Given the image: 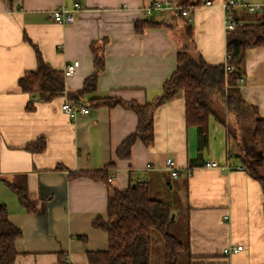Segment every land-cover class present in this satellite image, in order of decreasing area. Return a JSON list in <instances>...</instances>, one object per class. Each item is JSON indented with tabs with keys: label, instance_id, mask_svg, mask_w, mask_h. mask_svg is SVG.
I'll return each mask as SVG.
<instances>
[{
	"label": "crops",
	"instance_id": "obj_1",
	"mask_svg": "<svg viewBox=\"0 0 264 264\" xmlns=\"http://www.w3.org/2000/svg\"><path fill=\"white\" fill-rule=\"evenodd\" d=\"M153 1L0 0V203L7 206L10 222L22 230L13 264H56L60 254L72 264H89V251L109 246L108 233L94 227L93 220L107 219L114 188L138 181L147 182L154 197L172 205L175 219L186 217V241L194 262L264 264L263 188L231 146L222 123L212 117L208 140H202L199 129L187 124L185 95L180 92L155 109L153 143L146 146L138 140L131 157L120 159L117 149L136 132L137 113L122 104L88 102L114 97L144 105L155 100L177 69L180 49L195 46L208 64L224 63L228 32L222 0L192 7L171 22L169 9L146 14ZM75 3L80 7L72 22L51 17L62 4L74 9ZM236 14L242 22H256L260 15L242 9ZM146 19L170 24L138 32L136 22ZM187 25L194 46L184 37ZM103 41L105 69L97 88L85 95L90 112L73 120L61 104L94 73L91 46ZM35 47L62 72L79 61L76 71L65 77V92L51 100L24 92L18 84L24 73L37 69ZM240 90L264 118V46L246 49ZM40 138L44 150L39 149ZM168 157L177 161L180 171L191 173L173 177L166 167ZM98 170L109 171L113 181L75 175ZM13 187L24 191L29 207ZM235 245L243 249L223 253Z\"/></svg>",
	"mask_w": 264,
	"mask_h": 264
},
{
	"label": "trees",
	"instance_id": "obj_2",
	"mask_svg": "<svg viewBox=\"0 0 264 264\" xmlns=\"http://www.w3.org/2000/svg\"><path fill=\"white\" fill-rule=\"evenodd\" d=\"M170 3L174 5L170 10L174 14L171 22L178 16L184 17L178 9L180 6L197 7L203 5L205 0H171ZM235 17L238 21L236 27L227 31L226 50L231 55L229 63L232 66L229 73L226 72L224 63L210 65L205 61L193 44L192 27L187 25V37L194 48L178 51L177 69L165 80L162 92L155 100L144 105L114 97L88 100L92 106L122 104L137 113L139 122L136 132L128 136L117 149L120 159L131 157L132 147L138 140L146 146L153 143L155 109L183 92L187 124L196 126L202 140L207 142L211 118L214 117L222 123L226 127L228 138L233 137L237 153L247 163L250 173L261 182L264 192V174L261 172L264 166V159H261V156L264 157V118L258 108L242 96L240 90L246 49L264 46V10L256 22H242L237 14ZM168 24L170 23L146 19L137 21L135 28L142 32L146 27ZM105 43L106 41L100 45L92 43L94 73L85 79L84 87L73 93L70 98L86 102L85 95L97 88L99 75L105 69ZM35 49L37 69L24 73L19 77L18 84L24 92L51 100L65 89V76L62 71L54 69L44 60L37 47ZM38 143L39 149L44 150L45 140L40 138ZM75 175L110 183L111 173L98 170L82 171ZM13 189L21 202L29 207L24 191L15 187ZM107 211V219L98 216L92 224L108 233L109 246L106 250L89 251V264H151L154 232H158L164 241L165 264L180 263L182 252L186 246L188 248V242L167 230L174 212L172 205L154 197L147 182L138 181L124 189L114 188L108 199ZM21 235L22 230L8 218L7 206L0 203V264H13L17 254L15 241ZM56 264L72 263L67 256L60 254ZM188 264H209V261L194 262L193 256L189 254Z\"/></svg>",
	"mask_w": 264,
	"mask_h": 264
},
{
	"label": "built area",
	"instance_id": "obj_3",
	"mask_svg": "<svg viewBox=\"0 0 264 264\" xmlns=\"http://www.w3.org/2000/svg\"><path fill=\"white\" fill-rule=\"evenodd\" d=\"M169 1H153L150 3L146 9L145 12L147 15L152 14L155 10H163V9H169L172 10L174 7L173 4ZM214 0H205V3L203 6H211L213 5ZM80 7L79 3H75L74 9H70L65 4H62L59 8L54 9L51 11V17L54 18L55 21L60 23H67L72 22L75 19V13L74 11ZM221 7L224 11V22H225V29L226 31L232 30L236 27L238 21L236 20V11L238 9H242L244 11L251 12L255 10L256 7L260 8L261 11L264 10V2L262 3H256L253 0H222ZM192 8V7H190ZM190 8H184L180 6L178 9L182 13V15L186 16L189 13ZM231 58L230 53L226 52L225 54V67L226 72L229 73V71L232 69L231 64L229 63V60ZM79 65V61H74L72 63L67 64L65 67L63 73L65 77H68L72 75L77 67ZM65 92V89L63 90ZM61 109L68 114V116L75 120L79 117L80 114H87L90 112V107L86 105L83 101H78L75 99L70 98L69 96L65 99V101L61 104ZM208 167H211L213 165L212 162L208 161L206 163ZM166 167L170 171L171 175L173 177H179L182 175H189L191 172L188 170V172H182L180 171V168L178 166L177 161L173 157H168L166 160ZM226 168H229V165L226 166ZM114 179V176L111 175L109 177V182H112ZM229 215H226L225 218H228ZM243 249V245H235V246H227L224 248L223 253L225 255L238 253Z\"/></svg>",
	"mask_w": 264,
	"mask_h": 264
},
{
	"label": "rangeland",
	"instance_id": "obj_4",
	"mask_svg": "<svg viewBox=\"0 0 264 264\" xmlns=\"http://www.w3.org/2000/svg\"><path fill=\"white\" fill-rule=\"evenodd\" d=\"M256 1V0H254ZM258 2L263 1V0H257ZM164 10V9H163ZM256 13H261V9L256 7L255 10L251 11ZM156 14L153 15V17ZM152 17V16H151ZM180 22H183V19L180 17L179 18ZM176 35L179 38L181 37V33H178L176 31ZM184 37L186 38V41H188V46H191V41L187 37V26L184 27ZM231 146H236L235 141L233 140V137H231ZM261 172L264 174V166L261 168ZM171 193V192H170ZM172 194V193H171ZM167 196V194H166ZM164 199V198H163ZM166 201V199H164ZM175 213V212H173ZM172 213V214H173ZM167 230L178 236V238L182 239L184 242L187 240V222H186V217L184 215H178V217L175 219L173 218L171 222L167 225ZM187 245V243H186ZM152 259H151V264H165V244L161 236L159 235L158 232H154L152 236ZM188 248L186 246V249L182 252V257L180 260L179 264H188L189 263V252Z\"/></svg>",
	"mask_w": 264,
	"mask_h": 264
},
{
	"label": "water",
	"instance_id": "obj_5",
	"mask_svg": "<svg viewBox=\"0 0 264 264\" xmlns=\"http://www.w3.org/2000/svg\"><path fill=\"white\" fill-rule=\"evenodd\" d=\"M261 159H264V157L261 156ZM174 217H175V214L173 213L172 216H171V218L173 219Z\"/></svg>",
	"mask_w": 264,
	"mask_h": 264
}]
</instances>
